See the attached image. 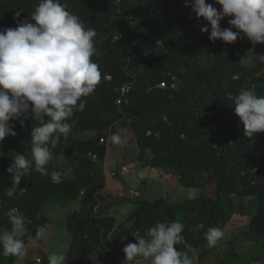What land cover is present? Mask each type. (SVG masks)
<instances>
[{"label":"trees","instance_id":"16d2710c","mask_svg":"<svg viewBox=\"0 0 264 264\" xmlns=\"http://www.w3.org/2000/svg\"><path fill=\"white\" fill-rule=\"evenodd\" d=\"M61 2L67 3L86 27L96 30L97 52L92 59L100 66L102 78L90 95L82 97L83 111H74L67 121L72 125L67 138L61 135L56 148L51 149L54 153L67 149L71 157V163L64 166L51 163L46 166L49 173L53 170L65 173L59 182L32 170L21 180L23 195L19 190L11 197L6 195L12 186L7 168L17 153L26 156L31 147L32 127L39 123L28 119L22 126L19 120L10 121L16 135L0 142L1 150L13 154V157L0 154V232L11 229L7 213L15 208L32 221L27 225L32 239L26 236L25 245L37 240V229L46 221L41 214L46 201L55 199L67 205L83 191L80 200L84 207L73 210L66 224L72 236L73 250L69 253L76 264H90V254L105 245L106 233L117 222L114 215L103 213L106 209L93 213V207L106 197L98 192L104 179L97 178L95 165L102 168L113 145L109 137H103L105 132L110 128V134H117L118 128L124 127L130 132L126 146L135 145L134 159L138 166L168 167L183 186L211 188L194 203L186 200L168 204L163 197L135 200L129 217L131 224L120 227V231L117 228L124 235L120 247L136 242L134 232L144 235L157 221L174 220L185 226L178 249L196 247L201 242L196 238L197 231L204 235L207 229L218 226L225 219L227 208L245 211V197L256 202L250 216V231L264 238V133L246 136L235 104L229 99L240 89L253 85L258 95H264V61L258 58L264 54V43L253 45L241 31L235 42H225L221 54L218 46L221 39L214 42L209 39V22L202 17L197 19L191 8L185 7V0ZM38 3L39 0H0V30L17 26L16 12H20L18 19L34 23L30 15ZM206 3L218 10L222 8L215 0ZM231 18L234 17H224L221 28L240 31L228 24ZM205 25L208 32L201 31ZM116 33L122 34L118 41L113 39ZM244 55L253 57L251 64L245 66L240 62ZM106 75L111 79L107 80ZM162 81L167 84L164 88L158 86ZM124 83L131 86L126 94L118 90ZM118 97L122 99L120 106L116 104ZM81 132L86 135L81 137L78 134ZM89 151L99 159L87 157ZM123 165L118 164L115 175H120ZM134 183L139 187L138 182ZM233 193H237L238 203L231 198ZM221 199L225 204L219 205ZM197 211L200 217L185 221L181 216ZM6 257V261L0 259V264H14L18 258ZM116 258L122 262L125 253H117Z\"/></svg>","mask_w":264,"mask_h":264},{"label":"clouds","instance_id":"9594fccd","mask_svg":"<svg viewBox=\"0 0 264 264\" xmlns=\"http://www.w3.org/2000/svg\"><path fill=\"white\" fill-rule=\"evenodd\" d=\"M222 6L220 10L206 0H185L197 19L204 18L210 24L209 39H221L232 43L241 31L253 45L264 43V0H215ZM231 28H221V20L226 17ZM17 26L0 30V142L5 137L15 136L14 125L10 121L19 120L23 126L28 119L38 121L31 130V158L17 153L7 172L12 175V186L6 191L11 197L23 195V177L32 170L41 175H50L53 182H59L63 171L49 173L47 165L52 159L51 149H55L60 136L67 138L72 125L67 121L74 111H83L82 97L90 95L100 83V66L92 57L96 54L94 28L86 27L83 21L68 9L61 0H39L28 19H18ZM208 32L207 25L201 27ZM264 61V54L258 55ZM252 56L244 55L240 62L247 66ZM229 99L235 104V113L244 124L246 136L264 133V95H258L255 85L240 89ZM23 117V119H21ZM112 140L121 142L120 135ZM142 179L143 174H139ZM138 182V181H137ZM11 229L0 232V249L5 256H23L26 252L25 237L27 225L32 221L18 209L7 213ZM184 224L178 220L157 221L144 235L139 231L132 235L136 242L123 247V264H132L137 257L150 260V264H197L195 255L178 249L183 242ZM46 228L37 229L36 238L44 237ZM221 228H209L205 233L209 247L216 246L223 237ZM32 239L31 236H28ZM66 257L60 252L48 255V264H65Z\"/></svg>","mask_w":264,"mask_h":264},{"label":"rangeland","instance_id":"374dc122","mask_svg":"<svg viewBox=\"0 0 264 264\" xmlns=\"http://www.w3.org/2000/svg\"><path fill=\"white\" fill-rule=\"evenodd\" d=\"M218 46L221 49V54H223L226 43L219 40ZM110 130L109 128L103 136L105 138L109 137V141L113 143L105 158L107 165L108 163L112 165V168L109 169L107 167V170L110 173L115 171L119 163L129 165V167L127 169L128 173L125 175L126 181L124 185H114L111 190L105 191L107 192L106 196L111 195V197L98 203L94 209L95 213L106 209V212L103 211V213H111L117 218V222L106 233L105 237L107 241H105V245L95 248L90 254V264H123L121 261L118 262L116 258L118 249L120 248V242L124 239V235L120 234L119 231L121 229L120 227H128L131 224L132 220L129 217L135 208V200L145 199L153 201L158 197H163L164 201L168 204L181 203L186 200H191L194 203L193 201L198 199L204 191L207 192L211 188L210 185L204 187L183 186L179 183L174 171L168 167H152L151 169H147V167L144 168L139 165L138 169L135 166L137 163L134 159V155H136L135 145L128 144L130 149H127L129 147L126 146L125 141L130 142L128 141V135L130 133L128 129L124 127L118 128V134L121 137L120 143L112 140L114 134H110ZM78 134L81 137L86 135L83 132ZM68 153L67 149L62 153L52 152V159L49 163L62 166L71 163V157H69L70 155ZM0 154L13 157V154L1 149ZM25 154L31 158V147ZM119 159L120 162L117 161ZM95 167L97 171L96 176L99 178L103 172L102 168L105 169V167L102 165L100 169L98 164ZM141 173L146 176V183L143 186V181L137 180L139 184L138 191L130 182H135L134 175L140 178L139 174ZM158 176L160 178H156ZM214 187L212 186L213 189H215ZM138 195L139 197H136ZM230 196L237 203L239 202L237 193L230 194ZM77 203L79 205V201ZM223 204H225V200L221 199L219 205ZM243 204L247 206L245 211L239 210L238 207H235L234 211H230L228 208L224 210L225 219L216 226L223 230L224 235L218 240L216 246L209 247L207 240L203 238L208 229L204 235L197 231L196 238H200L201 242L199 241L196 247H190L189 245L188 249L185 250L190 255H195L197 264H264V238L254 236L249 226L250 216L255 211V199L245 197L243 198ZM76 206L77 204L75 202L65 205L55 199L46 201L41 212L42 217L46 218L45 224L43 225L46 228L44 237L28 242L26 244L25 254L19 256L14 264H48V255L51 252L63 253L66 257L65 264H76L69 253V251L73 250V247L70 248L72 236L66 224L70 212L76 209ZM199 215L198 211L188 213L187 215L181 214L185 221L196 218L197 216L200 217ZM117 228H119L118 232ZM198 228H201V225ZM6 258L3 254L0 256V259L3 261H6ZM37 258L41 259L40 263L35 262ZM136 264H150V260L138 259Z\"/></svg>","mask_w":264,"mask_h":264},{"label":"crops","instance_id":"0c3cea01","mask_svg":"<svg viewBox=\"0 0 264 264\" xmlns=\"http://www.w3.org/2000/svg\"><path fill=\"white\" fill-rule=\"evenodd\" d=\"M117 161L120 162V159L117 160ZM117 161H116V162H117ZM102 165H104L105 169H104V168L102 169V170H103L102 175H101L98 179H100V178L104 179V185H103V187L99 188L98 192H100V193H102V195L106 196V193H107V192H105V191H107V190H111L112 187H113L114 185H118V184H122V185H124V183H125V181H126V178H125V176H122V175H111V173L107 170V167H108L109 169L112 168L111 163H108V165H107L106 161L104 160V162L102 163ZM136 167L139 169V166H136ZM147 169H151V168H150V167H147ZM117 176H119V177H117ZM170 177H171V176H170ZM156 178H160V176H158V177H156ZM134 179H135V181H137V180H141V181H143V186H145V183H146V181H145L146 176L143 175V178H142V179H141V178H137V177H134ZM171 181H172V180H171ZM130 183H132V185H133L134 188H136L137 190L139 189V188H138V185H137L136 183H134L133 181H131ZM134 184H136V186H134ZM138 191H139V190H138ZM137 193H138V192H137ZM82 194H83V191L80 192V195L78 196L77 200L74 201V202L77 204V206H76V209H73V210L80 211V210L84 207V206H83V203H82L81 200H80ZM139 195H140V194H139ZM139 195L136 196V197H139ZM108 197H111V195L108 196ZM108 197L106 196L103 200L99 201L98 203L103 202V201L106 200ZM77 201H79V205H78ZM80 202H81V203H80ZM98 203H97V205H98ZM69 204H70V203H69ZM95 207H96V205L93 207V213H94V214H96V213L94 212ZM73 210H72V211H73ZM72 211H71V212H72ZM71 212H70V213H71ZM107 214H108V213H107ZM109 214H111V213H109ZM111 215H112V214H111ZM66 223H67V222H66ZM188 247H189V246H186L185 250L188 249ZM185 250L183 249L182 251H185ZM141 260H143V259L141 258Z\"/></svg>","mask_w":264,"mask_h":264},{"label":"built area","instance_id":"2783aa9c","mask_svg":"<svg viewBox=\"0 0 264 264\" xmlns=\"http://www.w3.org/2000/svg\"><path fill=\"white\" fill-rule=\"evenodd\" d=\"M121 37H122V34H121V33H116V34H114L113 39L116 40V41H118V40H120ZM105 78H106L107 80H110V79H111V76L106 75ZM158 86L161 87V88H164V87L167 86V84H166L165 81H162V82L159 83ZM171 87H173V84L171 85ZM130 88H131L130 84L124 83V84H122V85L118 88V90H119L122 94H126V93H128V91L130 90ZM121 100H122L121 97H118V98H117V100H116V104H117L118 106H120V104H121ZM100 142L102 143V142H103V139H101ZM86 156L89 157V158H91L93 161H96L97 159H99L98 155L95 154V153H93L92 151L87 152V153H86ZM128 167H129V165H123V166H121L120 169H119V174L122 175V176H125V175L128 173V171H127ZM255 169H256V167L253 168V170H255ZM133 172H134V171H133ZM111 175H115V171H112V172H111ZM118 253H123V247H120V248L118 249ZM124 260H125V259H123L122 262H123ZM36 261L40 263V262H41V259H40V258H37ZM137 261H138V259L136 258V260L133 261V264H136Z\"/></svg>","mask_w":264,"mask_h":264},{"label":"water","instance_id":"95a60500","mask_svg":"<svg viewBox=\"0 0 264 264\" xmlns=\"http://www.w3.org/2000/svg\"><path fill=\"white\" fill-rule=\"evenodd\" d=\"M134 186H136V184H134Z\"/></svg>","mask_w":264,"mask_h":264}]
</instances>
